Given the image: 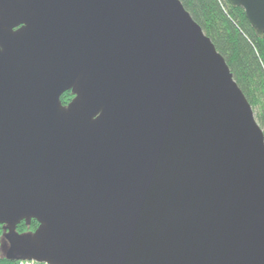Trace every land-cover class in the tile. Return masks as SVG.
<instances>
[{"label": "water", "instance_id": "1", "mask_svg": "<svg viewBox=\"0 0 264 264\" xmlns=\"http://www.w3.org/2000/svg\"><path fill=\"white\" fill-rule=\"evenodd\" d=\"M0 226L21 261L264 264L263 132L179 0H0Z\"/></svg>", "mask_w": 264, "mask_h": 264}, {"label": "trees", "instance_id": "2", "mask_svg": "<svg viewBox=\"0 0 264 264\" xmlns=\"http://www.w3.org/2000/svg\"><path fill=\"white\" fill-rule=\"evenodd\" d=\"M179 1L224 58L264 136V38L255 34L244 11L231 7L227 0ZM73 98L71 91L65 92L61 105L67 106ZM38 227L36 220L21 221L15 233L18 236L32 234ZM5 230L0 226V239ZM20 261L13 256H0V264H19Z\"/></svg>", "mask_w": 264, "mask_h": 264}, {"label": "rangeland", "instance_id": "3", "mask_svg": "<svg viewBox=\"0 0 264 264\" xmlns=\"http://www.w3.org/2000/svg\"><path fill=\"white\" fill-rule=\"evenodd\" d=\"M15 245V244H14ZM12 246L10 236H7V231L5 230L0 239V256H7ZM16 246H14L15 248Z\"/></svg>", "mask_w": 264, "mask_h": 264}, {"label": "built area", "instance_id": "4", "mask_svg": "<svg viewBox=\"0 0 264 264\" xmlns=\"http://www.w3.org/2000/svg\"><path fill=\"white\" fill-rule=\"evenodd\" d=\"M19 264H45V263H38L35 261H29V260H22Z\"/></svg>", "mask_w": 264, "mask_h": 264}]
</instances>
